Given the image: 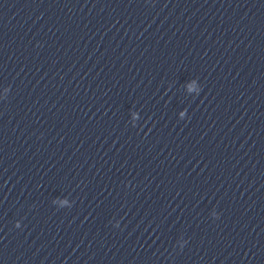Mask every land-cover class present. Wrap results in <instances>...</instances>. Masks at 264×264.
Wrapping results in <instances>:
<instances>
[{"label":"water","instance_id":"1","mask_svg":"<svg viewBox=\"0 0 264 264\" xmlns=\"http://www.w3.org/2000/svg\"><path fill=\"white\" fill-rule=\"evenodd\" d=\"M264 167V0H0V264H73Z\"/></svg>","mask_w":264,"mask_h":264}]
</instances>
